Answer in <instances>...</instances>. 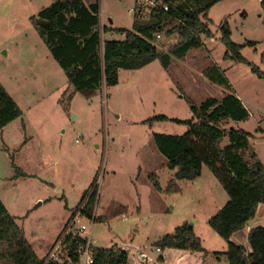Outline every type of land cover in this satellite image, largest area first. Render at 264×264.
Listing matches in <instances>:
<instances>
[{"label": "rangeland", "instance_id": "obj_1", "mask_svg": "<svg viewBox=\"0 0 264 264\" xmlns=\"http://www.w3.org/2000/svg\"><path fill=\"white\" fill-rule=\"evenodd\" d=\"M53 1L0 0V81L23 111L0 131L1 200L39 256L49 257L60 245L71 208L96 183L93 215L98 221L93 222L92 235L99 248H133L129 264H229L227 241L208 224L229 200L227 192L207 167L196 180L179 181L181 192L157 191L150 175L155 173L165 188L176 170L169 169L153 134L182 135L188 127L173 121L149 126L145 121L161 114L192 119L191 102L199 105L233 89L251 114L246 121L232 122L253 134L244 158L251 159L255 151L264 162V80L252 70H264L261 1L223 0L214 5L209 11L214 37L182 58L172 56L167 69L159 60L139 70L120 69L117 84L75 93L33 25L32 17ZM99 2L103 40L124 39L106 34L104 27L131 29L133 0ZM225 18L235 42H257L241 51L247 63L224 58L220 23ZM161 34L157 48L169 52L178 37ZM212 63L224 72L231 89L204 78ZM228 143L225 139L223 146ZM38 198L44 203L39 205ZM82 222L90 221L83 217ZM186 222L194 225L207 256L171 249L166 261L159 262L162 252L155 243ZM256 226H264V204L231 241L250 247L247 228Z\"/></svg>", "mask_w": 264, "mask_h": 264}, {"label": "trees", "instance_id": "obj_2", "mask_svg": "<svg viewBox=\"0 0 264 264\" xmlns=\"http://www.w3.org/2000/svg\"><path fill=\"white\" fill-rule=\"evenodd\" d=\"M221 1L165 0L168 10L155 8L148 18L135 16L131 29L104 27L106 34L114 33L124 39L103 40L99 0L90 4L85 0H54L43 7L37 16H33L32 20L40 38L65 71L73 92H92L101 90L103 85L117 84L120 69L139 70L155 60H159L167 69L172 56L182 58L191 49L201 48L204 39L215 35L210 28L212 21L209 11ZM260 1L264 12V0ZM159 33L167 37L177 36L178 43L169 52H159L156 44ZM220 33V40L226 48L224 58L247 63L241 51L245 46H255L257 42H235L226 18L220 23ZM252 70L264 80V70L256 66ZM204 73L213 83L231 89L224 72L216 63H212ZM191 110L193 118L189 120L161 114L145 121L149 126L156 122L173 121L188 127L182 135L153 134L158 151L167 158L169 169L176 172L165 188L161 186L156 174H151L152 185L160 192H181L179 181L196 180L202 175L203 168L207 167L229 196L226 204L208 220L209 226L227 241L229 264H264V226L250 229L247 237L250 249L231 241L233 234L243 230L248 221L256 216L259 205L264 204V163L255 151L251 159L244 158L253 134L232 125V122L248 120L251 114L233 92L222 98L208 97L199 105L191 102ZM22 114L21 107L0 81V131ZM225 139L229 143L223 146ZM17 172L24 175L18 168ZM97 194V184L89 186L73 208L71 218L81 211L86 219L98 221L93 215ZM65 231L63 229L60 234L63 246L60 260L47 262L48 256H38L19 225L18 218L11 214L0 198V260L12 264H70L66 259L68 256L75 262L85 240L71 234L63 237ZM155 246L162 252L158 257L159 262L166 260V251L171 249L191 251L201 257L208 254L194 225L188 222L177 227L173 233L164 235ZM131 251L133 248L127 245L112 249L95 246L93 264H129Z\"/></svg>", "mask_w": 264, "mask_h": 264}, {"label": "built area", "instance_id": "obj_3", "mask_svg": "<svg viewBox=\"0 0 264 264\" xmlns=\"http://www.w3.org/2000/svg\"><path fill=\"white\" fill-rule=\"evenodd\" d=\"M155 8H162L168 10V5L165 3V0H133V5L130 8V11L133 14V18L138 16L139 18H148L151 11ZM101 17V13H100ZM102 21V18H101ZM162 34H157V39H160ZM87 198L84 200V203L81 205V208L85 205ZM81 211L76 212L73 217L70 219L67 228L63 237L66 234H71L73 236L82 237L85 240V244L81 246L79 250L78 260L73 262L70 257L66 256L68 263L70 264H93L94 263V254L93 247H98L96 245L95 239L92 235L93 222L94 219H90V222H82ZM61 247V248H60ZM160 251V249H158ZM63 251L62 239L60 245L55 248V250L47 258L49 260H60V254ZM146 257V255H145ZM144 258V257H143Z\"/></svg>", "mask_w": 264, "mask_h": 264}, {"label": "crops", "instance_id": "obj_4", "mask_svg": "<svg viewBox=\"0 0 264 264\" xmlns=\"http://www.w3.org/2000/svg\"><path fill=\"white\" fill-rule=\"evenodd\" d=\"M132 25H133V24H132ZM232 34H233V32H232ZM203 42H204V45H205V41H203ZM204 45H203V46H204ZM204 78H207V77L205 76ZM209 82L212 83V81H210V80H209ZM231 92L235 93V94L240 98V95H238V93H237L235 90L231 89ZM231 92L229 91L228 93H231ZM226 94H227V93H226ZM226 94H223V93H222L221 98L224 97ZM240 99H241V98H240ZM241 100H242V99H241ZM242 102H243V100H242ZM243 103H244V102H243ZM244 105H245V104H244ZM262 162H263V161H262ZM263 163H264V162H263ZM82 194H83V193H82ZM81 197H82V195H81ZM81 197H80V199H81ZM46 199H47V198H46ZM49 199H51V198L49 197ZM37 200H40V201H41L39 205H41L42 203H44V199H42V198H38ZM42 201H43V202H42ZM78 202H79V201H78ZM77 204H78V203H77ZM77 204H76V205H77ZM76 205H75V206H76ZM75 206H74V207H75ZM6 207L8 208L7 205H6ZM66 207H68V205H67ZM74 207L71 208V210H70V211H71V212H70V215H71L72 210H73ZM8 210H9V208H8ZM9 211H10V210H9ZM11 214H12V213H11ZM13 215H14V214H13ZM69 217H70V216H68V218H69ZM69 219H70V218H69ZM67 220H68V219H67ZM250 229H251L250 227L247 228L248 233H249ZM24 232H25V231H24ZM237 233H238V232L234 233L233 236L231 237V239H233L234 235L237 234ZM25 235H26V237H27V234H26V233H25ZM27 239H28V237H27ZM28 241H29V239H28ZM95 242H96V240H95ZM29 243H30V241H29ZM30 244H31V243H30ZM31 245H32V244H31ZM96 245H97V243H96ZM32 247H33V246H32ZM246 247H247V246H246ZM33 248H34V247H33ZM247 248L250 249V247H247ZM34 250H35V249H34ZM35 251H36V250H35ZM36 253H37V252H36ZM37 254H38V253H37ZM43 255H44V254H43ZM38 256H39V255H38ZM39 257H44V256H39ZM165 261H166V260H165Z\"/></svg>", "mask_w": 264, "mask_h": 264}, {"label": "water", "instance_id": "obj_5", "mask_svg": "<svg viewBox=\"0 0 264 264\" xmlns=\"http://www.w3.org/2000/svg\"><path fill=\"white\" fill-rule=\"evenodd\" d=\"M39 21H43V22H45V23H47V21H45V20H43V19H41V18H37ZM110 21V23H113V20L112 19H110L109 20ZM40 204V203H39Z\"/></svg>", "mask_w": 264, "mask_h": 264}]
</instances>
